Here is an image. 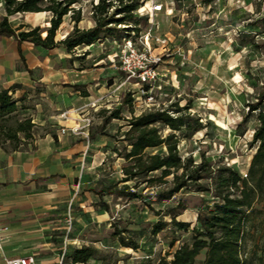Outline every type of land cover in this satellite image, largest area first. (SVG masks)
<instances>
[{"label": "rangeland", "instance_id": "1", "mask_svg": "<svg viewBox=\"0 0 264 264\" xmlns=\"http://www.w3.org/2000/svg\"><path fill=\"white\" fill-rule=\"evenodd\" d=\"M140 1L144 11H148L154 0ZM156 1L162 4V10L154 16L157 27L151 32L149 54L160 55L161 62L158 79L147 94H143L140 84L134 79L126 80L119 70L116 56L119 48L110 38L79 46L73 52L49 53L30 43H22L18 48L14 38L0 37V79L4 86L14 88L11 94L16 100V114L42 123L36 124L33 139L27 143L50 131L51 123L57 120L66 121L64 128L72 127L68 128L71 132L77 127V142L81 136L94 141L89 148L95 154L94 160L87 158L90 152H83L85 155H79L82 159L74 163L76 177L63 176L60 180L67 193L59 216L63 248L58 257L62 264H75L71 260L72 252L81 245L93 246L98 251L95 258L82 264H140L146 257L158 252L163 254L169 249L166 241L172 233L166 230L155 236L150 233L154 221L169 220L161 209L175 204L178 198L186 199L189 206L177 219L194 226L193 205L200 197L208 198L206 193L182 190L170 200L160 201L155 197L157 188H147L142 191L144 198L132 200L106 194L102 189L121 177L124 160L115 148L122 151L125 145L122 133L128 128L124 119H112L99 131L108 111L119 108L121 115L128 118L130 108L139 114L148 109L147 104L165 107L175 101L181 106L189 103L192 114L211 124L191 139L181 140L182 155L192 154L198 161L204 153L209 159H221L223 164L245 173L255 151L249 141L257 124L256 114H251L246 123L240 124V121L247 113V102L254 97V84L258 78L264 81V0H213L208 5L203 0ZM96 2L77 0L74 8L80 21L74 23L71 12L65 15L56 39H62L76 24L79 28L91 27L94 22L90 4ZM142 13L147 17V24H141V32L130 36L138 41L150 27L149 15ZM4 15V0H0V20ZM50 16L49 12H25L10 16L8 21L12 27L20 24L26 28L47 27ZM120 35L119 42L128 37L124 32ZM156 36L168 39L165 48L157 43ZM44 61H48L50 68ZM53 69L58 70V75L40 80L44 72H55ZM84 90L94 94L95 100L77 109L68 107L72 96L66 97V94L72 91L73 96H81ZM128 93L133 99L130 105L122 102ZM167 131L164 129V133ZM92 134L94 138L90 137ZM90 162L94 167L87 170ZM84 200L90 204L82 207L80 203ZM94 203L98 206H93ZM103 203L109 205L110 213L103 210ZM97 214L98 222H92V216ZM113 223L125 227L123 234L135 239L139 249L127 251L118 245L110 237ZM176 235H179L176 245L189 238V232ZM73 236L78 239L71 241L69 238Z\"/></svg>", "mask_w": 264, "mask_h": 264}, {"label": "trees", "instance_id": "2", "mask_svg": "<svg viewBox=\"0 0 264 264\" xmlns=\"http://www.w3.org/2000/svg\"><path fill=\"white\" fill-rule=\"evenodd\" d=\"M212 1L203 0V4ZM76 3L77 0H4L0 36L14 37L18 48L23 42H30L42 49L61 47L73 52L79 46L109 38L120 40V32H124V36L139 33V26L147 24L146 15L137 14L142 4L140 0H97L90 4L94 24L89 28H79L76 24L71 32L57 40L56 31L65 15L71 12L73 22L80 21L78 10L74 8ZM25 12H49L48 26L26 28L20 24L12 27L8 18ZM12 90L13 87L0 90V147L6 150L27 146L36 127L30 116L16 114ZM81 96H88V92L82 91ZM122 102L132 104L131 94ZM190 108L189 103L181 106L177 101L165 107L144 109L139 114L130 108L128 118L121 115L119 108L108 111L99 131L112 119H124L128 128L122 133L125 143L122 151L115 148L124 160L121 177L102 190L129 200L144 198L142 191L147 188H157L155 197L160 201L170 200L182 190L208 195V198L200 197L193 205L194 226L177 219L189 206L186 199L178 198L175 204L161 209L169 220L154 221L150 233L155 236L164 230L171 232L172 237L166 241L169 249L146 257L140 264H264V81L257 79L254 97L247 102V113L240 121V124L246 123L251 114H256L257 124L249 141L255 151L245 173L223 164L221 159H209L204 153L199 155L198 161L192 154L182 155L181 140L191 139L211 124L192 114ZM164 129L168 131L164 133ZM103 210L110 213L107 203H103ZM125 230L113 223L110 237L121 247L139 249L135 239L125 237ZM179 232H189V238L176 245ZM97 252L89 245L74 248L72 263H85L95 258Z\"/></svg>", "mask_w": 264, "mask_h": 264}, {"label": "crops", "instance_id": "3", "mask_svg": "<svg viewBox=\"0 0 264 264\" xmlns=\"http://www.w3.org/2000/svg\"><path fill=\"white\" fill-rule=\"evenodd\" d=\"M42 50L49 53L66 52L61 47ZM44 63L50 68L47 66L48 61ZM74 68L78 69L76 66ZM53 71L55 72H44L40 80L58 75V70ZM8 86V84L4 86L0 79V90ZM97 91L99 92V89ZM69 95L72 96L68 105L72 107L71 109L83 107L95 100L92 93H88V96H73L71 91L66 97ZM80 99L81 102L78 101ZM64 126L66 121H53L50 131L25 147L8 150L0 147V226L7 227L2 232L0 264H4L5 257L27 255L34 256L35 264H58L60 261L58 256L63 248L61 243L63 235L62 227H59V216L62 214L64 195L67 194L64 193L60 180L63 176L76 177L77 165L74 163L82 159L79 155L90 152L87 158L94 160L95 157L93 151L89 149L92 148L94 141L81 136V141L77 142L76 133L68 129L72 127ZM93 167L91 162L87 163V170H92ZM83 194H87V191ZM89 202L84 200L80 205L84 207L89 205ZM91 220L98 222L99 215L92 216ZM77 237L69 239L74 241L78 239Z\"/></svg>", "mask_w": 264, "mask_h": 264}, {"label": "built area", "instance_id": "4", "mask_svg": "<svg viewBox=\"0 0 264 264\" xmlns=\"http://www.w3.org/2000/svg\"><path fill=\"white\" fill-rule=\"evenodd\" d=\"M143 7L137 9V14L149 15L150 27L143 34L140 35L138 41L135 37L128 36L123 38L121 42L114 40L118 46V53L116 54L118 58V68L125 75L126 80L134 79L138 84L141 85L143 94H147L152 89L154 83L158 79V65L161 62L160 55L149 54L150 44L149 40L151 37L152 30L157 27V22L155 21V13L162 10V4L158 3L156 0L152 2L151 8L148 11H144ZM156 41L162 47L165 48L168 39L166 37L156 36ZM153 106L158 107V105L147 104V108ZM77 128V127H76ZM72 129V132H76L77 129ZM71 221V217H69ZM7 227L0 226V251L2 248V232L5 231ZM4 264H35V258L33 255L18 256V257H5ZM58 264H62L61 260Z\"/></svg>", "mask_w": 264, "mask_h": 264}, {"label": "bare ground", "instance_id": "5", "mask_svg": "<svg viewBox=\"0 0 264 264\" xmlns=\"http://www.w3.org/2000/svg\"><path fill=\"white\" fill-rule=\"evenodd\" d=\"M151 8V7H150ZM64 36H62L61 38H63ZM125 250H127V251H130L131 250V248L130 247H125ZM129 253V252H128Z\"/></svg>", "mask_w": 264, "mask_h": 264}]
</instances>
